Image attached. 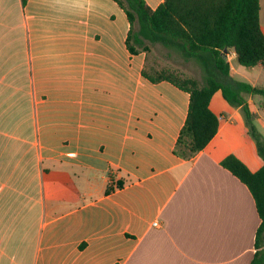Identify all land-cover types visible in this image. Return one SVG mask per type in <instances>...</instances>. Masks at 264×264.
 <instances>
[{"label":"crops","instance_id":"obj_1","mask_svg":"<svg viewBox=\"0 0 264 264\" xmlns=\"http://www.w3.org/2000/svg\"><path fill=\"white\" fill-rule=\"evenodd\" d=\"M259 25L264 35V0ZM128 30L113 0H0V264L251 261L254 202L220 165L233 155L262 166L240 108L214 92L216 134L191 159L175 156L189 95L142 77ZM225 56L232 80L264 89V64ZM257 95L243 96L264 126Z\"/></svg>","mask_w":264,"mask_h":264},{"label":"trees","instance_id":"obj_2","mask_svg":"<svg viewBox=\"0 0 264 264\" xmlns=\"http://www.w3.org/2000/svg\"><path fill=\"white\" fill-rule=\"evenodd\" d=\"M124 12L129 23L125 46L131 55L143 52L146 57L150 43L170 44L185 57L195 59L204 72V82L180 70L164 66L162 70L141 75L152 83L167 81L187 92L189 103L186 117L173 146V154L189 160L202 150L216 134L218 116L209 109L214 92L233 107H239L247 130L251 114L243 95H261L264 89L232 80L224 49H232L238 65L249 68L264 64V35L259 25V0H164L154 10L143 0H113ZM26 0H21L24 5ZM264 106V103H263ZM262 166L251 172L233 155L220 165L237 178L249 191L259 218L254 235V253L249 264H264V143L253 135ZM121 187V183H117ZM113 188L108 186L105 193Z\"/></svg>","mask_w":264,"mask_h":264},{"label":"rangeland","instance_id":"obj_3","mask_svg":"<svg viewBox=\"0 0 264 264\" xmlns=\"http://www.w3.org/2000/svg\"><path fill=\"white\" fill-rule=\"evenodd\" d=\"M144 45L149 48V53L147 54L146 63L144 65V70L147 73L153 74V72L156 70H162L164 66H170L174 69L180 70L183 73H185L183 71L185 70L187 73L197 76L201 81L204 82V72L201 65L195 59L185 58L184 56H163V48L159 43H150L145 40ZM262 100L263 98L259 95L254 97V102L256 105H258V103ZM262 117L264 118V115ZM248 124L250 127H252V132L247 130V136L252 139L255 144L252 134L258 135L264 143V126L260 123V120L257 118V116H251Z\"/></svg>","mask_w":264,"mask_h":264},{"label":"water","instance_id":"obj_4","mask_svg":"<svg viewBox=\"0 0 264 264\" xmlns=\"http://www.w3.org/2000/svg\"><path fill=\"white\" fill-rule=\"evenodd\" d=\"M223 53H224V54L226 53V49L223 50Z\"/></svg>","mask_w":264,"mask_h":264}]
</instances>
